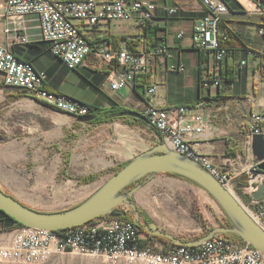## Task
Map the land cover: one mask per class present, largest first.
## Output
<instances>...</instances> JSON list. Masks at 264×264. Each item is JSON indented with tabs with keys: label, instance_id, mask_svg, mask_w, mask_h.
Masks as SVG:
<instances>
[{
	"label": "built area",
	"instance_id": "obj_1",
	"mask_svg": "<svg viewBox=\"0 0 264 264\" xmlns=\"http://www.w3.org/2000/svg\"><path fill=\"white\" fill-rule=\"evenodd\" d=\"M235 1L238 12L264 15V0H248L252 10ZM198 2L203 15L192 20L186 31L190 32L191 49L201 60L199 87L208 92L218 90L225 82L224 61L229 55V44L234 42L229 31L235 11L225 0ZM181 11L178 6L160 5L157 0H0V79L5 87L24 90L31 100L57 112L76 119L86 116L87 103L52 91L47 74L19 58L14 48L44 43L67 69L86 68L102 75L101 90L110 97L116 96L126 89L134 92L143 77L153 78L159 61L166 74L186 71L184 62L174 61V47L167 33L168 19ZM121 23L135 30L136 35H128L115 48L107 39L112 28ZM153 30L165 39L146 49L141 44L142 35ZM186 31L176 30L171 37L183 40ZM257 36L264 37V28L258 29ZM131 41L140 44V48L129 47ZM245 54L247 57L237 61L234 71L247 67L248 58H259L250 47L245 48ZM162 87L155 81L132 107L129 97L121 103L145 118L147 126L159 134V143L200 165L228 191L240 192L243 201L239 204L264 232V196L259 200L252 197L264 184V171L258 168L261 162L255 160L251 150L252 136L259 135L264 141V105L258 111H250L239 123V131L246 139L235 154L214 163L192 141L208 129L205 117L186 106L159 107L156 95ZM119 208L118 216L126 213ZM118 216L99 217L59 231L16 227L10 243L0 246V264H44L56 255L98 258L112 264H264L263 252L249 244H232L222 235L196 246L174 245L164 252L162 246L146 240L139 224Z\"/></svg>",
	"mask_w": 264,
	"mask_h": 264
},
{
	"label": "rangeland",
	"instance_id": "obj_2",
	"mask_svg": "<svg viewBox=\"0 0 264 264\" xmlns=\"http://www.w3.org/2000/svg\"><path fill=\"white\" fill-rule=\"evenodd\" d=\"M157 1L160 5L178 6L183 10L181 12H201L202 10L198 0ZM240 1L249 10L253 9L248 0ZM242 20L250 22L248 34L256 37L257 23L260 22V18L252 14L246 15ZM189 23V20H181L176 26L178 29H184ZM234 26L232 28L237 31L243 42L264 53L260 48L264 46V37H258L256 44L259 46L256 47L255 42L251 44L246 40L244 25ZM128 35L135 36L136 34L135 30L125 23L114 26L110 32V36L115 37H127ZM185 35L183 40L188 44V52L192 53L189 30ZM40 60L46 66L51 64L46 54H42ZM78 80L80 79L71 73L67 81L64 80L62 84L63 93L70 96L75 94L94 96L95 93L89 87L83 86L82 80L80 83ZM191 84L192 81L188 80L187 84L181 79L176 93L185 94L188 90L185 91L184 87H189ZM130 95V90L126 89L117 97L123 98ZM117 97L111 96L110 98L116 99ZM135 101L130 98L129 107H132ZM129 107L126 108L130 109ZM117 127H125L126 136L123 138L130 139L128 145L132 149L128 148L126 158L153 147L151 145L159 139L157 133L147 127L146 123L133 122L127 118L102 124L80 123L76 118L57 112L41 102L31 100L24 90L5 87L0 79V154L5 153L13 158L10 157L9 160L0 158V189L10 194L16 191L38 193L50 202L43 213L62 212L81 204L124 164L119 156L122 153L117 152V146L121 143V134L115 132ZM88 175H96L94 182L89 185L78 183L79 178ZM138 185L140 188L133 195L132 200L142 224L152 223L160 231L176 237L182 234L197 235L192 231L194 228L205 235L202 225L197 223L191 215L194 209L202 216L207 228L231 227V225L226 226L227 217L213 197L187 179L159 173L143 178L127 190ZM233 195L239 202L243 201L240 192L235 191ZM119 210H124L127 217L135 221V213L129 206H121ZM173 214L180 218L178 223L176 222L177 225L173 221L175 219ZM3 232H8V230L4 231L3 226L0 225V246H7L9 243L2 241V238L6 236V233L2 234ZM145 236L148 242L163 248V243L156 236L146 233ZM44 264L112 263L98 258L56 255ZM114 264H126V262L118 261Z\"/></svg>",
	"mask_w": 264,
	"mask_h": 264
},
{
	"label": "crops",
	"instance_id": "obj_3",
	"mask_svg": "<svg viewBox=\"0 0 264 264\" xmlns=\"http://www.w3.org/2000/svg\"><path fill=\"white\" fill-rule=\"evenodd\" d=\"M245 16L246 15H240L234 19L231 22V27H235L234 25L237 24L244 25L246 31V40L252 44L258 41V36L256 35V37H254L248 34V25L250 22L247 20H242ZM180 22L181 21L174 22L173 24L168 23L167 33L170 35L169 39L172 46L174 47L172 51L174 61L176 62L179 60L184 62L186 65V71L184 73L166 74L164 73V64L160 61L157 62L153 77L155 81L163 84V87L159 89V92L156 95V103L159 107L186 106L190 110L194 111V113L203 115L207 120L209 127L203 134L194 136L192 141L195 143V148L201 154L209 157V159H211L214 163H219L223 156L234 155L235 152L241 147L243 141L246 139V136L239 131V123L242 121V119L247 116L250 111H258L264 105V96H262L264 93V53L262 58H248L247 67L243 68L241 71H234L237 61L244 57V53L241 50H238L233 63L230 65V69L226 68L224 61V84H222L218 90L211 89L208 92H204L199 87L200 77L198 76V53L192 49V53L188 52L189 49L187 48V42L184 40H174L171 37V35L176 30H179L176 25ZM189 24L188 26H185V30H187ZM34 33L35 32L33 31L30 34ZM258 46L259 45L257 44L256 47ZM260 48H262L264 51V46H260ZM22 49L24 48L16 47L14 48V53L21 58L31 61L34 68L38 71H44L46 73L47 70H51L49 74H46L48 76V86L52 91L70 96L69 94L63 93L62 84L64 83V80L65 82L67 81L73 72H63L62 66L58 64L56 60L51 58V64L46 66V64L40 60V57L42 54H44V51L35 52L36 50L33 51L29 49L26 51V49H24V52ZM37 59L40 61L37 62ZM53 67H55L54 70ZM228 72H236V74H234V79L232 81L226 82V79L229 78ZM73 74L78 77L75 73ZM78 79L80 78L78 77ZM181 79L184 82H187V84L188 80L192 81V84L189 87H184L185 91H189H187L185 94L176 93V88H178V84ZM78 81L80 83V80ZM130 92L131 95L128 96L129 98L132 100L140 99L134 94V92ZM70 97L87 104H93L97 98V94H94V96L89 94H75L73 96L71 95ZM125 97L126 96L123 98ZM123 98L117 97L115 100L121 102ZM125 129V127L115 128V132L121 134V143L116 146L118 147L117 152L122 153L119 156L123 159L124 163L128 162L135 156L133 154L132 156L126 158L129 151L128 148L131 147L128 145V141H130V139L125 140V138H123L126 136ZM158 143L159 139L151 146H155ZM149 148L141 150L140 152L149 150ZM10 157L11 155H7L5 153L0 154V158L3 160H9ZM6 194L13 197L24 206L39 212H45L44 209H46L47 204H50V202L43 199L42 196L36 192L25 193L16 191L14 194ZM175 214H173V218H175L173 221H175L174 223L177 225L176 222L178 223L180 218ZM3 228L4 231L8 230V232L2 233H6V236L2 238V241L4 243H10L12 232L16 227L12 225L10 228ZM192 231L197 233V235L182 234L178 236L179 239L188 242L194 241L203 236L202 231L198 230L197 228L192 229Z\"/></svg>",
	"mask_w": 264,
	"mask_h": 264
},
{
	"label": "water",
	"instance_id": "obj_4",
	"mask_svg": "<svg viewBox=\"0 0 264 264\" xmlns=\"http://www.w3.org/2000/svg\"><path fill=\"white\" fill-rule=\"evenodd\" d=\"M123 117H130L147 124L145 118L137 112H126ZM93 116L78 118L80 123H88ZM252 155L258 168L264 171V141L259 135L252 136ZM159 173L176 175L201 187L218 203L231 227L213 228L209 233L194 240L185 242L171 234L160 231L156 225L145 227L151 235L170 240L174 245L196 246L216 235L232 234L238 236L244 244L264 253V232L253 222L238 200L211 174L194 161L175 153L164 143H158L149 150L140 152L126 162L117 173L112 175L97 191L81 204L62 212L43 213L32 210L0 189V210L24 227L59 231L77 227L103 216L117 217L116 209L129 206L135 213V222L140 223L139 213L132 200L140 185L126 190L146 177ZM264 196V184L252 194L256 200ZM264 216V213H263Z\"/></svg>",
	"mask_w": 264,
	"mask_h": 264
},
{
	"label": "trees",
	"instance_id": "obj_5",
	"mask_svg": "<svg viewBox=\"0 0 264 264\" xmlns=\"http://www.w3.org/2000/svg\"><path fill=\"white\" fill-rule=\"evenodd\" d=\"M225 1L228 3L229 8L232 11H235V16H234L233 20L236 19L237 17H239L240 15H246L243 12L236 11L239 8V4L235 0H225ZM157 14L160 15L161 13L159 11H157ZM202 15H203L202 12H193V13L192 12H179L177 15L169 18L168 23L173 24L174 22L181 21V20L192 21V20L198 19ZM259 18H260V22L257 23L258 29L264 28V15L259 17ZM258 29H257V31H258ZM229 32H230L232 38L234 39V42L229 44V55L225 59V65H226L227 69H230V65L233 63V61L236 57V52L238 50H241L244 53L243 58L247 57L245 54V48H247V47H250V49H252L253 51H256L259 54L258 55L259 58L263 57V52L261 53V51H259L258 49H255V48L251 47L250 45L246 44L245 42H243V40H241L239 38L237 31H235L233 28H231V30ZM142 37H143V41L141 42V44L146 49L154 47L159 40L165 39V37L160 38L157 36V30L145 32L142 35ZM126 38H127L126 36H121V37L110 36L107 39V41H109L115 48H119L121 46V43L126 41ZM259 38H263V37H259ZM128 45L131 48H133V46H135V48H133L134 50H138V48H140V44H137L134 41L128 42ZM254 45H257L256 42L254 43ZM24 49H26V51L29 49L33 50V51L36 50L35 52H37V51L43 52L44 51V54L48 55L49 58L56 60L58 62V64H60L62 66L63 72L75 73L80 78V80L83 81L82 82L83 86L89 87L95 94H97V98H96L95 102L93 104H88L89 105V114L88 115L93 116L94 119L92 121L88 122L87 124L109 123L111 121L120 120V119H124V118H127L133 122H138V123L142 122V121L134 119V118L122 116L123 113L132 112V110L127 109L121 103H119L115 99L110 98L105 92H103L101 90L100 86L104 80V77L102 75L95 73V72L88 70V69H82V70H77V71H71V70L67 69L64 65H62L60 60H58L56 57H54L49 52L48 46L44 43L29 44ZM24 49H22V51L25 52ZM14 52H15V50H14ZM18 57L21 58L20 56H18ZM21 59L31 63V61H29L27 59H24V58H21ZM252 59H254V58H252ZM255 59H258V58H255ZM200 62H201V60H200V57L198 56V66H200ZM54 68L55 67H53V70H54ZM198 70H199L198 76L200 77V75H201L200 68ZM50 72H51V70L49 69V70H47L46 73L49 74ZM228 73H229V78L226 79V82L232 81L234 79V74H236V72L235 73L234 72H228ZM153 82H155V79H154V77L152 78L150 76H146V77H143L141 80H138L136 85H135V88H134V94L139 98H143L144 93L147 89V86ZM59 94H62V93H59ZM157 135L160 138L158 133H157ZM125 165H126V163L121 165L115 173H117ZM168 175H171V174H168ZM171 176L179 177L176 175H171ZM95 179H96V175H88V176L79 178L77 181H78V183H80L82 185H89L92 182H94ZM131 186H133V185H131ZM191 215L197 223L202 225V227L204 228V234H207L212 230L210 228H207V226L204 225V222L202 220V216L199 213H197L194 209L192 210ZM118 217L122 220L133 221L131 218L127 217V215L125 213L120 214ZM0 223L5 228H10L12 225L15 227H22L21 224L14 221L12 218L7 216L1 210H0ZM226 226H230V222L228 219H226ZM222 236L228 242H230L232 244L239 245V246L244 245V243L241 241V239L238 236H235L232 234H225ZM156 238L160 242L163 243V251L164 252H166L167 250H169L171 247L174 246V244L168 239H165L162 237H156Z\"/></svg>",
	"mask_w": 264,
	"mask_h": 264
},
{
	"label": "flooded vegetation",
	"instance_id": "obj_6",
	"mask_svg": "<svg viewBox=\"0 0 264 264\" xmlns=\"http://www.w3.org/2000/svg\"><path fill=\"white\" fill-rule=\"evenodd\" d=\"M127 190V189H126ZM130 190V189H129ZM139 219H140V215H139ZM141 229L143 230L144 233L151 235L148 231L145 230V227L148 226L149 224H142L141 222L139 223Z\"/></svg>",
	"mask_w": 264,
	"mask_h": 264
},
{
	"label": "bare ground",
	"instance_id": "obj_7",
	"mask_svg": "<svg viewBox=\"0 0 264 264\" xmlns=\"http://www.w3.org/2000/svg\"><path fill=\"white\" fill-rule=\"evenodd\" d=\"M240 1V0H239ZM241 2V1H240ZM249 2V1H248ZM242 3V2H241ZM249 4H250V2H249ZM251 5V4H250ZM250 7V6H249ZM251 7H252V5H251ZM229 191L233 194V192H232V190L231 189H229ZM146 200V199H145Z\"/></svg>",
	"mask_w": 264,
	"mask_h": 264
}]
</instances>
